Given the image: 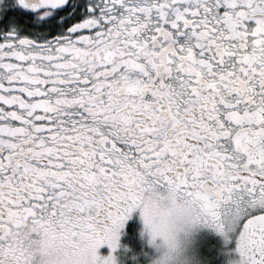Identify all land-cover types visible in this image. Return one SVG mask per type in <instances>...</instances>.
<instances>
[{
    "label": "snow or ice",
    "instance_id": "1",
    "mask_svg": "<svg viewBox=\"0 0 264 264\" xmlns=\"http://www.w3.org/2000/svg\"><path fill=\"white\" fill-rule=\"evenodd\" d=\"M169 191L264 264V0H0V264Z\"/></svg>",
    "mask_w": 264,
    "mask_h": 264
},
{
    "label": "clouds",
    "instance_id": "2",
    "mask_svg": "<svg viewBox=\"0 0 264 264\" xmlns=\"http://www.w3.org/2000/svg\"><path fill=\"white\" fill-rule=\"evenodd\" d=\"M146 203L150 212L142 221L154 249L147 264H201L192 244L194 229L204 224L190 204L171 191L150 194ZM30 254L39 255V264H84L92 258L89 249L52 227L33 242ZM228 264H237L236 258Z\"/></svg>",
    "mask_w": 264,
    "mask_h": 264
},
{
    "label": "rangeland",
    "instance_id": "3",
    "mask_svg": "<svg viewBox=\"0 0 264 264\" xmlns=\"http://www.w3.org/2000/svg\"><path fill=\"white\" fill-rule=\"evenodd\" d=\"M138 225L134 226L132 230L136 235L125 233V236L120 243L117 238V247L111 250V253L115 259V264H147V261L152 255H154L153 247L148 243V235L144 230L142 217L137 219ZM137 239V243L133 240ZM205 243L193 235L192 247L199 256V248L203 247ZM225 247L231 250L232 244L225 243ZM108 245L106 247L99 246L97 248V254L101 257L109 254ZM231 258V257H230Z\"/></svg>",
    "mask_w": 264,
    "mask_h": 264
},
{
    "label": "flooded vegetation",
    "instance_id": "4",
    "mask_svg": "<svg viewBox=\"0 0 264 264\" xmlns=\"http://www.w3.org/2000/svg\"><path fill=\"white\" fill-rule=\"evenodd\" d=\"M140 218L139 209H134L128 216V218L124 222V226L118 230V240L121 243L125 233L127 232V227L131 225H138L137 219ZM194 236L201 239L205 245L199 248V258L201 260V264H228V260L231 258H236V254L225 247V243H231L232 247H234L233 243L229 240L225 242L224 238L216 233L210 227L205 225H198L194 229ZM100 246L106 247L107 244H101Z\"/></svg>",
    "mask_w": 264,
    "mask_h": 264
},
{
    "label": "trees",
    "instance_id": "5",
    "mask_svg": "<svg viewBox=\"0 0 264 264\" xmlns=\"http://www.w3.org/2000/svg\"><path fill=\"white\" fill-rule=\"evenodd\" d=\"M134 227V225H131V226H128L127 227V232H128V234H133V235H136V233L132 230V228ZM135 243H137V239H134L133 240Z\"/></svg>",
    "mask_w": 264,
    "mask_h": 264
}]
</instances>
